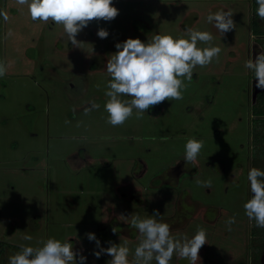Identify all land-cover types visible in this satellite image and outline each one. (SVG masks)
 Returning <instances> with one entry per match:
<instances>
[{"label":"rangeland","instance_id":"obj_1","mask_svg":"<svg viewBox=\"0 0 264 264\" xmlns=\"http://www.w3.org/2000/svg\"><path fill=\"white\" fill-rule=\"evenodd\" d=\"M256 4L113 0L118 15L91 21L73 46L62 25L33 21L26 5L0 0L9 17H0V62L7 65L0 77V264H9L21 246L40 247L49 238L70 241L86 264H110L107 254H93L89 232L103 248L126 245L131 260L142 239L131 219L154 210L175 238L206 230L196 264L245 263L253 228L244 209L252 196L246 125L253 73L245 62L259 32ZM220 10L233 12L235 22L224 35L207 21ZM100 28L107 38L98 37ZM189 28L212 34L210 45L198 46L220 47L218 59L194 69L183 99L165 101L140 119L134 110L120 126L107 123L106 64L115 44L157 34L188 38ZM91 101L100 108L86 113ZM192 138L204 146L195 164H185ZM176 167L182 172L170 181L165 171ZM209 179L210 189L197 184ZM170 264L189 261L174 255Z\"/></svg>","mask_w":264,"mask_h":264},{"label":"clouds","instance_id":"obj_2","mask_svg":"<svg viewBox=\"0 0 264 264\" xmlns=\"http://www.w3.org/2000/svg\"><path fill=\"white\" fill-rule=\"evenodd\" d=\"M18 5H26L33 21H49L62 25L66 34V43L78 46V34L93 21H111L119 13L113 0H16ZM257 16L264 20V0H256ZM0 17L9 19L4 10ZM233 12L220 10L209 13L207 21L223 35L235 29ZM188 38H174L171 35L157 34L147 42L140 38H128L117 42V51L107 60L106 71L111 79L105 92L104 109L108 113L107 123L112 126L123 125L133 116L137 119L145 112L165 101L183 99V91L193 79L194 69L209 65L218 59L221 48L218 46L199 47L208 44L213 36L208 31L186 29ZM97 35L101 39L108 37L109 32L100 28ZM245 67L254 72L255 87L264 90V52L245 62ZM7 65L0 62V77L5 76ZM187 81V83H186ZM99 87V86H98ZM100 105L91 101L86 113L98 110ZM204 146L203 140L189 139L185 145V164H195ZM251 198L244 204L245 214L255 221V227L264 228V170L253 167L248 172ZM197 184L211 188V180ZM159 218V219H158ZM235 223V217L226 221L229 230ZM131 226L142 236L139 244L129 259L130 249L126 245L109 243L101 247L95 233H86L89 241H94L96 249L93 254L97 259L102 254L111 257L110 264H170L174 255L186 259L189 264H196L200 249L207 243L206 230L198 228L191 238H175L170 225L162 222L159 210L148 217L133 216ZM113 233L117 230L113 228ZM31 240V236H25ZM9 264H86V256L76 250L70 241L49 238L40 247L21 246L20 251L9 257Z\"/></svg>","mask_w":264,"mask_h":264},{"label":"flooded vegetation","instance_id":"obj_3","mask_svg":"<svg viewBox=\"0 0 264 264\" xmlns=\"http://www.w3.org/2000/svg\"><path fill=\"white\" fill-rule=\"evenodd\" d=\"M256 2V0H252ZM257 5V4H256ZM258 30L264 32V20H261L255 13ZM252 58H255L261 52H264V33L255 35V42L252 45ZM251 82L248 88L249 115L247 120L248 127V157L247 173L253 167L264 170V90L255 87V75L251 74ZM182 170L179 167L169 168L165 171L172 180H177ZM250 232L252 243L247 249V259L244 264H264V228L255 227Z\"/></svg>","mask_w":264,"mask_h":264},{"label":"trees","instance_id":"obj_4","mask_svg":"<svg viewBox=\"0 0 264 264\" xmlns=\"http://www.w3.org/2000/svg\"><path fill=\"white\" fill-rule=\"evenodd\" d=\"M258 7V5H256V8ZM255 13H256V11H255ZM259 31V30H258ZM258 33H264L263 31L262 32H258ZM260 113H264V112H260Z\"/></svg>","mask_w":264,"mask_h":264}]
</instances>
